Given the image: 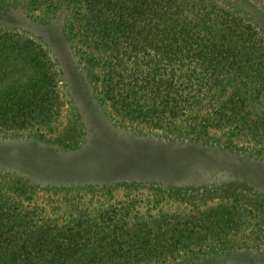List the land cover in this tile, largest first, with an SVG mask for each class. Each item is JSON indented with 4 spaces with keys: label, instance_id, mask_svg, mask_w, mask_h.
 I'll list each match as a JSON object with an SVG mask.
<instances>
[{
    "label": "trees",
    "instance_id": "trees-1",
    "mask_svg": "<svg viewBox=\"0 0 264 264\" xmlns=\"http://www.w3.org/2000/svg\"><path fill=\"white\" fill-rule=\"evenodd\" d=\"M81 3L78 37L101 55V96L116 116L165 129L189 111H212V125L240 126L261 140L264 111L244 116L247 101L231 88L241 79L264 100V37L253 25L217 0ZM5 34L0 133L50 127L57 65L35 40ZM86 195L88 203L69 201L57 211L0 187V264L152 263L223 239L233 228L227 222L236 220L220 207L171 213L161 198L142 193L118 201L91 190Z\"/></svg>",
    "mask_w": 264,
    "mask_h": 264
},
{
    "label": "rangeland",
    "instance_id": "rangeland-1",
    "mask_svg": "<svg viewBox=\"0 0 264 264\" xmlns=\"http://www.w3.org/2000/svg\"><path fill=\"white\" fill-rule=\"evenodd\" d=\"M217 1L264 37V0ZM45 4L0 0V35L40 43L59 74L50 127L0 133V187L57 211L69 201L88 203L89 190L113 201L156 196L171 213L220 207L236 219L223 239L139 264H264L262 127L258 140L240 126L212 125V111H189L165 129L120 119L101 96V55L78 37L81 0ZM231 88L247 101L244 116L264 111V100L241 79Z\"/></svg>",
    "mask_w": 264,
    "mask_h": 264
}]
</instances>
